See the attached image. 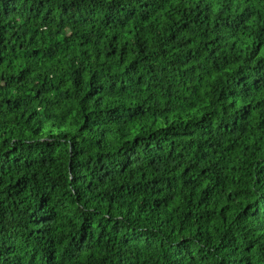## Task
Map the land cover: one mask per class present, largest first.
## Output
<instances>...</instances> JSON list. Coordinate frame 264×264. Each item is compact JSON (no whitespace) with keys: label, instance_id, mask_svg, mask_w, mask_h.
<instances>
[{"label":"trees","instance_id":"1","mask_svg":"<svg viewBox=\"0 0 264 264\" xmlns=\"http://www.w3.org/2000/svg\"><path fill=\"white\" fill-rule=\"evenodd\" d=\"M0 264H264V0H0Z\"/></svg>","mask_w":264,"mask_h":264}]
</instances>
